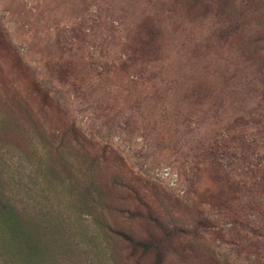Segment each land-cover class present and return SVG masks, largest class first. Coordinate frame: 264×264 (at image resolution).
I'll use <instances>...</instances> for the list:
<instances>
[{"label":"rangeland","instance_id":"rangeland-1","mask_svg":"<svg viewBox=\"0 0 264 264\" xmlns=\"http://www.w3.org/2000/svg\"><path fill=\"white\" fill-rule=\"evenodd\" d=\"M0 200L34 264H264V0H0Z\"/></svg>","mask_w":264,"mask_h":264},{"label":"trees","instance_id":"trees-1","mask_svg":"<svg viewBox=\"0 0 264 264\" xmlns=\"http://www.w3.org/2000/svg\"><path fill=\"white\" fill-rule=\"evenodd\" d=\"M72 206L73 211L70 213L74 216L75 220L78 223H81L83 221V216H89L90 221L94 226L99 225V217L94 215L90 211H83L78 206V202L80 197L78 195H72ZM80 205V204H79ZM66 214V213H65ZM19 215L13 211L12 208L6 206L1 200H0V222L5 227V230L7 231L9 237L12 240L13 246H11V249H14L17 256L20 258H24L27 263L31 262L34 264L38 260H40V254H41V246L38 244V242L35 241L34 237L32 235H29L25 232L23 225L18 222L19 221ZM67 215H60V217H57L58 221L62 224L64 221H68ZM112 233L115 236L120 237L124 242H126L127 246L131 250H138L140 254L144 255L149 252H154V260L152 264H160L161 260L159 257L160 249L158 248V244H153L150 242H143V241H137L132 239L131 237L122 234L119 231H115L113 229ZM1 232V231H0ZM93 248L99 249V244L97 242L93 241ZM3 245H1L0 240V264H14L13 259L9 256L8 249H4Z\"/></svg>","mask_w":264,"mask_h":264}]
</instances>
